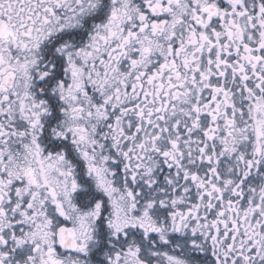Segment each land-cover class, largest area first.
Returning a JSON list of instances; mask_svg holds the SVG:
<instances>
[{
  "label": "snow or ice",
  "instance_id": "obj_1",
  "mask_svg": "<svg viewBox=\"0 0 264 264\" xmlns=\"http://www.w3.org/2000/svg\"><path fill=\"white\" fill-rule=\"evenodd\" d=\"M0 264H264V0H0Z\"/></svg>",
  "mask_w": 264,
  "mask_h": 264
}]
</instances>
